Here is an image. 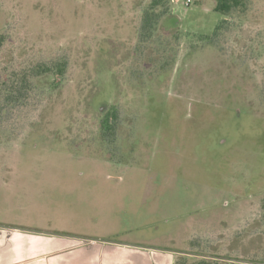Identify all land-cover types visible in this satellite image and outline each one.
I'll return each instance as SVG.
<instances>
[{"label":"rangeland","instance_id":"1","mask_svg":"<svg viewBox=\"0 0 264 264\" xmlns=\"http://www.w3.org/2000/svg\"><path fill=\"white\" fill-rule=\"evenodd\" d=\"M152 1L0 0V225L264 264V0Z\"/></svg>","mask_w":264,"mask_h":264},{"label":"crops","instance_id":"2","mask_svg":"<svg viewBox=\"0 0 264 264\" xmlns=\"http://www.w3.org/2000/svg\"><path fill=\"white\" fill-rule=\"evenodd\" d=\"M181 252L0 225V264H176Z\"/></svg>","mask_w":264,"mask_h":264},{"label":"trees","instance_id":"3","mask_svg":"<svg viewBox=\"0 0 264 264\" xmlns=\"http://www.w3.org/2000/svg\"><path fill=\"white\" fill-rule=\"evenodd\" d=\"M243 3L244 0H217V4L215 6L216 11H220L227 16L232 14L234 8L240 5V3ZM163 0H153L151 2L150 8L157 9V7L162 6L163 7ZM151 9V11H153ZM156 12H147L146 15H144L142 20V29L141 32H144L145 34L153 33L155 26L158 24L157 17H159L158 14H155ZM157 15V16H156ZM225 20V19H224ZM222 23V22H221ZM221 28V24H219L216 27V30L214 34L210 37H206L209 42L213 40V38L218 34L219 30ZM0 42H3V36L0 35ZM68 68V61L65 58L61 59H53L49 62H44L39 65H36L34 68H32V73L27 74L24 72L21 79L26 78L25 81H29L30 79L35 78V76L39 77L42 75L47 74H56V76H63L66 69ZM3 93L6 95V98L12 96L13 91L9 88L2 89ZM103 129H112L114 125L111 123L110 118L108 115L102 120ZM264 209V201L262 205ZM181 254L178 256V260L176 261V264H253V261H236L231 262V259L224 260L225 258L220 257V255H206L201 254L198 252H191V251H179Z\"/></svg>","mask_w":264,"mask_h":264},{"label":"built area","instance_id":"4","mask_svg":"<svg viewBox=\"0 0 264 264\" xmlns=\"http://www.w3.org/2000/svg\"><path fill=\"white\" fill-rule=\"evenodd\" d=\"M173 1H175L177 3L184 4L185 6H190L193 2V0H181L180 2H179V0H173Z\"/></svg>","mask_w":264,"mask_h":264},{"label":"flooded vegetation","instance_id":"5","mask_svg":"<svg viewBox=\"0 0 264 264\" xmlns=\"http://www.w3.org/2000/svg\"><path fill=\"white\" fill-rule=\"evenodd\" d=\"M263 201H264V199H263Z\"/></svg>","mask_w":264,"mask_h":264}]
</instances>
